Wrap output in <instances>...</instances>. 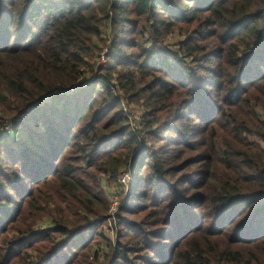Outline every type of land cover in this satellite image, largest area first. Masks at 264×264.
I'll list each match as a JSON object with an SVG mask.
<instances>
[{"label":"trees","instance_id":"trees-1","mask_svg":"<svg viewBox=\"0 0 264 264\" xmlns=\"http://www.w3.org/2000/svg\"><path fill=\"white\" fill-rule=\"evenodd\" d=\"M4 125L0 264H264V0H0Z\"/></svg>","mask_w":264,"mask_h":264},{"label":"rangeland","instance_id":"rangeland-1","mask_svg":"<svg viewBox=\"0 0 264 264\" xmlns=\"http://www.w3.org/2000/svg\"><path fill=\"white\" fill-rule=\"evenodd\" d=\"M178 35L176 33H169L165 36L164 41L166 44H174L175 41H177ZM106 47H103V51L100 53V59L98 60L99 63L105 62V59H101V55L103 54L104 51H106ZM128 103V102H127ZM127 108V113H128V120L130 121V124L133 125L134 127L137 126L138 120L140 119V116L143 112L142 108L137 104L136 102H132L128 104ZM125 169V168H124ZM123 170V169H122ZM122 172V171H121ZM119 173L117 179L119 182L122 184L120 185L119 183H112L109 180H107V177L104 178L103 182H105V186L107 188V197L112 201V207H111V202H110V208L112 209L113 213H115L117 203H120L123 195L125 194L126 188L128 183L124 184L123 182L120 181V176H123V173ZM110 221L105 224V226L102 228L103 230L102 233L104 236H106L111 243L116 242V231L115 227L112 224L110 226ZM52 223L49 221V219L46 217L42 218L40 221H36L35 224H33V230L34 231H40L44 230L45 228L51 226ZM100 243V245H98ZM92 250L95 249V247L98 245V247L102 248V252L100 255V262L105 261V255L108 252L107 250L103 249L105 246V243L102 239L95 238L92 240ZM32 253V252H31Z\"/></svg>","mask_w":264,"mask_h":264},{"label":"built area","instance_id":"built-area-1","mask_svg":"<svg viewBox=\"0 0 264 264\" xmlns=\"http://www.w3.org/2000/svg\"><path fill=\"white\" fill-rule=\"evenodd\" d=\"M104 52H103V54H104ZM103 54L101 55V59L102 60L105 59ZM124 110L127 111V108L124 107ZM4 131L5 132H9V127L7 125H4V126H2V128H0V132H4ZM121 173H123V176L122 177L120 176V181L123 182V183H126L127 180L129 179V172L124 170Z\"/></svg>","mask_w":264,"mask_h":264}]
</instances>
